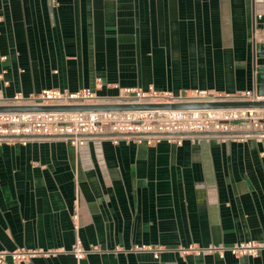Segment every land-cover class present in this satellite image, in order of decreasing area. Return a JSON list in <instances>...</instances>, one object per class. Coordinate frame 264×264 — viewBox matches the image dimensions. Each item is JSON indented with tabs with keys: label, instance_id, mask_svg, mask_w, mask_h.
<instances>
[{
	"label": "crops",
	"instance_id": "crops-1",
	"mask_svg": "<svg viewBox=\"0 0 264 264\" xmlns=\"http://www.w3.org/2000/svg\"><path fill=\"white\" fill-rule=\"evenodd\" d=\"M263 66L264 0H0V102L257 93ZM241 241L264 242V136L0 139L6 264H264Z\"/></svg>",
	"mask_w": 264,
	"mask_h": 264
},
{
	"label": "built area",
	"instance_id": "built-area-1",
	"mask_svg": "<svg viewBox=\"0 0 264 264\" xmlns=\"http://www.w3.org/2000/svg\"><path fill=\"white\" fill-rule=\"evenodd\" d=\"M264 99L255 91L239 94L220 93L196 89L192 93L174 95L151 86L148 90L129 88L116 101L170 102L192 100L214 102L225 100ZM13 102L28 104L69 105L100 103L96 92L90 88L70 92L58 88L44 89L28 98ZM233 131L264 132V108H192L155 110H79L56 112H0V139L21 141L44 137L65 138L74 144H84L90 139L146 140L150 143L167 139L181 143L184 139L203 137H241L249 134H229ZM258 137L264 133L251 134ZM264 248L262 241H241L230 247L236 255L257 254ZM77 259L86 255V248L77 239L73 245ZM16 259H26L39 251L17 250ZM5 251L0 252V264H6Z\"/></svg>",
	"mask_w": 264,
	"mask_h": 264
},
{
	"label": "water",
	"instance_id": "water-1",
	"mask_svg": "<svg viewBox=\"0 0 264 264\" xmlns=\"http://www.w3.org/2000/svg\"><path fill=\"white\" fill-rule=\"evenodd\" d=\"M257 95L264 96V66L259 68ZM247 107L264 108V99L225 100L214 102H199L192 100H179L170 102H134L111 101L92 104L47 105L28 104L18 102H0V112H56V111H83V110H155V109H192V108H228ZM262 131L247 132L233 131L229 134H257Z\"/></svg>",
	"mask_w": 264,
	"mask_h": 264
}]
</instances>
